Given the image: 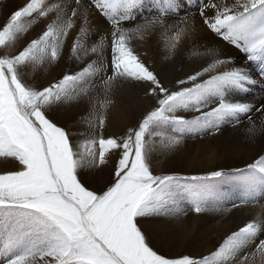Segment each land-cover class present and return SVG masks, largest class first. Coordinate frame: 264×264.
Returning <instances> with one entry per match:
<instances>
[{"label":"snow or ice","instance_id":"snow-or-ice-1","mask_svg":"<svg viewBox=\"0 0 264 264\" xmlns=\"http://www.w3.org/2000/svg\"><path fill=\"white\" fill-rule=\"evenodd\" d=\"M10 4L0 6V264H264V97H250L264 86V0H155L148 14L141 0ZM153 37L159 62L137 48ZM65 57L56 78L36 79ZM124 95L140 106L105 135ZM222 124L258 158L205 175L157 169L187 134ZM189 213L233 221L207 255L170 251L171 225Z\"/></svg>","mask_w":264,"mask_h":264},{"label":"rangeland","instance_id":"rangeland-1","mask_svg":"<svg viewBox=\"0 0 264 264\" xmlns=\"http://www.w3.org/2000/svg\"><path fill=\"white\" fill-rule=\"evenodd\" d=\"M5 2H6V0L5 1L4 0H0V6L1 5L3 6ZM15 2L16 3H23L24 0H19V1L18 0H11L10 6H14L15 5ZM141 2H142V6H141L142 8L141 7H138L136 9L137 13L148 14L150 12H153L154 7H155V0H141ZM30 38H34V34ZM137 48H138V51L141 54H147V56L150 59H152L154 61H157V62L159 61V57L156 54V48H157V38L156 37L152 38L147 43L137 42ZM71 63L72 62L71 61H68L67 58L65 57V61H64V64L63 65H61L60 67H57V66H53V67L57 70L56 72L59 73L61 71V68L70 67L71 66ZM168 71H170V68L168 69ZM54 73H55V70L51 71L50 68L46 72L42 70L38 74V76L36 77V79L37 80L39 79L38 81H44V80H49L50 81V80L54 79L53 77H51L52 74H54ZM28 79L29 80H32L33 77L31 75H29L28 76ZM118 99L123 100L125 102L124 103L125 105H127V106L129 105L128 106L129 107L128 109H129V112L130 113L128 112V110H123L122 113H121V110H119L120 115L122 114L120 116L118 113L113 112L112 109H110L109 110V113H108V124L106 125V130H105V133H104L105 135H107L108 133H110L113 130H115L116 127H120L123 124L130 123L132 116L135 114V112L138 110V108L140 106V101L138 99L130 98L128 95H124L122 97H119ZM75 111H76L75 109H72V110H69L66 113V116L70 118L69 119V123L72 122L71 117L74 116ZM77 127H78V130L83 133V136L81 137V139L87 138V136H88L87 125L86 124H81V125H78ZM240 141H243L244 144H241V142H240L239 145H233V146H231V148H233L235 150H238L239 149L238 146H248V147H252V148L255 147L256 148V151L258 150V145H249L248 142L245 141V140H243V139H241ZM201 145H203V144H201ZM204 145H206V147H207L208 145H210V143H206ZM162 157L163 156L157 155L156 158H155V161H154L156 167H159V168H157L158 170H161V171L171 170L173 172H178V173H180L182 175H188V176H191V175H205L206 174V173L201 172L200 170H198L199 171L198 172L197 169H184V168H180L179 169L178 167H175V165L173 164V163H176V162L174 160H172L173 158H171V156L170 157L169 156L168 157H163V158ZM161 158H162V160H161ZM166 160H168V161H166ZM180 161H182L184 163L191 162V160H189V162H188L187 159H180ZM159 162L162 165H159ZM0 167H7L6 162L0 161ZM173 167L175 169H173ZM168 168H170V169H168ZM102 179H103V177L100 176V175H96V176H93V177H88L87 178V181H86V185L91 188V187L95 186L96 184H99L100 182H102ZM208 183H210V184H216L217 186H219L223 190L224 195H227L230 199H236L238 196H241V195L244 194L243 191H238L236 189V187H234L233 185H231L229 183H224V182H208ZM255 194H256V196H257L258 199L260 198V196L264 195V193H262L259 190V188H257ZM259 202L260 203H264V200H260ZM216 217H218V218H216ZM216 217H214V219H213L210 216L197 215L195 213H189L187 216L182 217L179 220V222H177L176 224L173 223L171 225V227L174 229V232H175L174 235H176V236H175V240H174L175 242L172 241V238H171V241L172 242H170V251L172 253L173 252L174 253L176 252V253H182V254H194L195 255V253H193L191 250H189V246H190V244H191V246H193V243H194V245H196V246L198 245L199 246V249H201V245H202V243H205V240L207 242H210L211 238H206V236H205L206 229L210 228V226L212 224H215V228L217 229L216 231H217V233H219L218 231L222 227V225H224V229H225V227L229 225V221H232V219L228 220L229 217H224L223 219L221 217H219V216H216ZM202 219L206 223L203 222ZM226 221L228 222V224H227ZM177 224H178V227H177ZM164 228H165V226H162V225H151V229L153 231V234L156 235L157 237H159L158 235H160L162 232H164L166 230ZM217 233H215L214 234V237H212V239L215 242L220 239L218 236H216ZM178 237H179L180 240L178 239ZM200 237H202V238H200ZM203 239H205V240H203ZM187 242H189L188 249L184 250V247L183 246H185V244ZM206 244L207 243H205L203 246H205ZM176 246H179V247H176ZM165 250L167 251L169 249L166 248ZM190 252H192V253H190ZM201 252H202V250H199L197 252V254H199Z\"/></svg>","mask_w":264,"mask_h":264},{"label":"bare ground","instance_id":"bare-ground-1","mask_svg":"<svg viewBox=\"0 0 264 264\" xmlns=\"http://www.w3.org/2000/svg\"><path fill=\"white\" fill-rule=\"evenodd\" d=\"M187 2L189 5H195V4L199 3L200 0H189V1L187 0ZM189 10L190 11H196L195 7H192ZM153 11H155V7H154ZM181 14H183V13H181ZM184 59L187 60V56H185ZM177 68H179V64H177ZM50 69H51V71L55 70V73L52 74L51 77H53V78L57 77V73H58V72H56L57 70L53 66ZM169 73L174 74V73H172L171 68H170ZM250 97L254 98V100H260L262 97H264V86L258 85L255 88H253L250 92ZM119 101H120V104L112 107L111 108L112 111L118 113L119 115H120L119 110H121V113L123 110H128V112H129V109H128L129 105L128 106L125 105L124 104L125 102L123 100L119 99ZM186 115L190 116V114H186ZM221 129H222V131L219 134H216L215 136L209 135L207 133H198V134H191L190 133V134H187L183 138V143H182V145L179 146L178 150L169 155V157L171 156V158H173L172 160H174L176 162V163H173L175 165V167H178L179 169L180 168L197 169V171L200 170L203 173H207V172L212 171V170H218L219 168L243 167L246 162H251L250 157L258 158V157H255V155H254L258 151V150L256 151L255 147L252 148V147H248V146H238L239 147L238 150L231 148V146H233V145H239L240 142H241V144H244L243 141H240L242 139V132L238 133L237 131H234L231 124H222ZM206 143H210V145H208L206 147V145H204ZM201 144H203V145H201ZM162 158H161V160H162ZM180 159H187L188 162H189V160H191V162L184 163V162L180 161ZM166 161H168V160H166ZM160 162H159V165H162V164H160ZM157 168H159V167H157ZM168 169H170V168H168ZM173 169H175V168L173 167ZM212 218L214 219V217H212ZM216 218H218V217H216ZM228 220H230V218H228ZM202 221H203V219H202ZM203 222H205V221H203ZM176 223L177 222H175V224ZM232 223H233L232 221H229V225L226 226L225 229H224V225H222V227L218 231L219 233H217V231H216L217 229L215 228V224H212L210 226V228L206 229V231H205L206 238H211L210 242H207L205 239H203V240H205V243H207V244L205 246H203L205 243H202L201 249H199V246L194 245V243H193V246H191V244L189 246V242H190L189 241L185 244V246H183L184 250L188 249V246H189V250H191L193 253L197 254V252L199 250H202V252L199 254L200 255H207L211 250H213L212 244L215 241L212 239V237H214V234L217 233L216 236H218L219 238H222V236L225 235L227 233V230L232 226ZM227 224H228V222H227ZM177 227H178V224H177ZM175 236L176 235H174L172 237V241L175 240ZM200 238H202V237H200ZM178 239H179V237H178ZM172 241H170V242H172ZM176 247H179V246H176ZM192 252H190V253H192ZM172 254H180V253H176V252L174 253L173 252Z\"/></svg>","mask_w":264,"mask_h":264}]
</instances>
